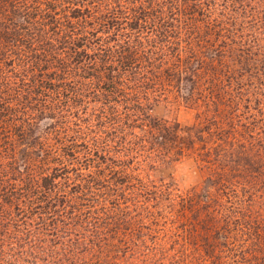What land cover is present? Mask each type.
Segmentation results:
<instances>
[{
  "label": "rangeland",
  "instance_id": "rangeland-1",
  "mask_svg": "<svg viewBox=\"0 0 264 264\" xmlns=\"http://www.w3.org/2000/svg\"><path fill=\"white\" fill-rule=\"evenodd\" d=\"M93 1L64 35L136 58L3 88L0 264H264V0Z\"/></svg>",
  "mask_w": 264,
  "mask_h": 264
},
{
  "label": "trees",
  "instance_id": "trees-1",
  "mask_svg": "<svg viewBox=\"0 0 264 264\" xmlns=\"http://www.w3.org/2000/svg\"><path fill=\"white\" fill-rule=\"evenodd\" d=\"M52 1L0 0V123H3V118L5 116L3 112L5 111V108H8L7 99L10 96L9 92H4V90L6 91V85L9 86V84H14L19 87V83L25 84L30 80L29 78L32 77L34 82L40 86V89L42 90L44 88L43 84L46 85L47 81L52 82L51 80L55 79L53 77H56L62 68L66 71H72L73 68H76L78 72L81 73L85 70H89V72H94V74H92L94 78L100 79L108 70L118 71V69H115L117 65L119 66L118 63L126 62V59L128 58H136L138 51L137 47L128 43V49H126L123 53L121 52L120 60H117L116 64H114V51L108 44H103V40L101 38L93 34V29L89 30L88 28H85V31L77 34L79 35L78 37H84L83 44H76L72 41L74 37L69 36L68 34L64 35L65 30L63 28L65 27V24L63 23V18H68L69 16V14H65L63 16L64 12L68 10L71 13L74 8H78V4L74 3L75 1H78L81 3V8L87 10L89 12L88 14H90V10L94 8L97 2L92 0L93 2L89 5L88 2L90 3L91 0H63V2H61V0ZM120 1L121 2L119 3H124L123 0ZM194 1L197 6H203L205 4V10L207 9V11L212 15L213 12L217 10V6L220 5V0ZM240 1H242V5L246 7L245 1ZM158 2L159 0H150L147 6L140 3V10L143 12V17H137L139 18V25L141 22V25L143 26L148 24L149 20H151L153 23L151 24V27H148V29L156 33L161 31L158 30L160 25V22L158 21L165 20L164 17L162 18L164 13L159 11L160 15L155 17L154 15L156 14L148 16L147 13L152 10L158 11L156 10ZM51 3L52 6H50ZM70 4L75 5V7L70 6ZM54 5H56V7H54ZM87 15H85V17H87ZM116 17L117 16L113 17L109 14V18L106 17V19L107 21L112 19L119 21ZM89 19H86V21ZM175 19L178 21L177 18ZM105 21L106 20L104 19L98 20V23L102 26L105 25ZM51 27L54 28L51 29ZM164 32L169 33L167 30ZM160 33H162V31ZM127 53L131 55L129 57H125V54ZM49 59L54 61L50 63ZM101 61L104 63L103 69L100 68L101 66L99 67ZM54 62L58 64V67L52 64ZM5 65L9 70L4 68ZM109 66H111V68H108ZM10 72L17 73L15 79L16 82L13 80L11 75L9 76ZM111 74L113 73L111 72ZM114 78H116V76L111 75V77L104 79L110 89L116 90V84L113 82ZM4 135L5 133H3L0 128V137H3ZM1 172H3L2 169ZM4 176L8 177L6 174ZM54 185H56L55 182H53V189L47 188L45 190L40 188L39 191H37V194L40 195L42 193H49L54 198H56V196L57 198H65L64 193L66 192L61 191L56 194L58 188L54 187ZM0 186L4 196L12 195V193L9 192L17 190L16 186L10 185V187H12L11 191L6 192L8 188L6 189V186L2 183V181H0ZM27 191L28 190H24V192ZM29 201H31V199H29ZM40 202H43V200H40Z\"/></svg>",
  "mask_w": 264,
  "mask_h": 264
}]
</instances>
